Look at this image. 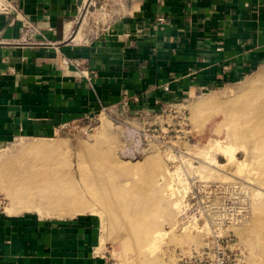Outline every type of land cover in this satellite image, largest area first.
Wrapping results in <instances>:
<instances>
[{
  "label": "rangeland",
  "instance_id": "374dc122",
  "mask_svg": "<svg viewBox=\"0 0 264 264\" xmlns=\"http://www.w3.org/2000/svg\"><path fill=\"white\" fill-rule=\"evenodd\" d=\"M112 1L95 0L83 29L106 27ZM127 109L0 146L6 212L93 222L109 264H264V67L153 111ZM29 161L54 163L71 199L21 186Z\"/></svg>",
  "mask_w": 264,
  "mask_h": 264
},
{
  "label": "crops",
  "instance_id": "0c3cea01",
  "mask_svg": "<svg viewBox=\"0 0 264 264\" xmlns=\"http://www.w3.org/2000/svg\"><path fill=\"white\" fill-rule=\"evenodd\" d=\"M9 1L14 10L0 1V146L119 107L153 111L156 99L179 103L264 67V0H113L96 32L80 25L95 0ZM100 246L88 220L0 216V264H109Z\"/></svg>",
  "mask_w": 264,
  "mask_h": 264
},
{
  "label": "bare ground",
  "instance_id": "6f19581e",
  "mask_svg": "<svg viewBox=\"0 0 264 264\" xmlns=\"http://www.w3.org/2000/svg\"><path fill=\"white\" fill-rule=\"evenodd\" d=\"M35 146L36 147H34L33 149L35 151H37L38 153H44V152L50 153V149L49 148L54 149L52 147H55V145H48V144H37ZM48 156H49V154H48ZM55 168H56V166H55L54 163L51 164V163L44 162V161H29L28 164L24 167V169L22 171L17 172L18 173L17 178L21 181V183H20L21 186L25 187L26 190H31L33 187L39 186V185L40 186H44L46 188L52 186V188L53 187L58 188V189H56L54 191V194H58L59 192L63 193V195H62L63 198L61 197L59 199L68 200L70 198V196L67 195L68 199H65L67 192L64 190V188L61 191L62 187L60 188V185L58 183L59 180H60L59 176H56L54 174V173H56V171L53 172ZM28 172H32V173H29L30 175L33 174L32 177L29 176ZM53 174H54V176H53ZM33 177L36 178V180H37L36 183H34V182H29L28 183L27 180L30 179V178H33ZM56 191H58V192H56ZM73 196H71V197H73ZM64 204H62V206H67V205H64ZM31 207H33L31 204L27 203V205H25L26 209H33L34 208V207L31 208ZM70 207H71V205H70ZM40 213H41V211H40Z\"/></svg>",
  "mask_w": 264,
  "mask_h": 264
},
{
  "label": "built area",
  "instance_id": "2783aa9c",
  "mask_svg": "<svg viewBox=\"0 0 264 264\" xmlns=\"http://www.w3.org/2000/svg\"><path fill=\"white\" fill-rule=\"evenodd\" d=\"M1 2H3L5 5H7L8 8H10L11 10H14V6L13 4L9 1V0H0ZM95 4V1H91L89 6H93ZM160 23H165V19L164 18H160L159 19ZM22 25L25 26L27 29H34V26L31 24V22L26 21V20H22ZM165 92H169L170 88L169 87H165L164 88ZM153 105L155 107L158 106H165V104L163 103V100L161 99H156L153 101ZM6 209H7V202L4 198H2L0 196V216L3 214H6Z\"/></svg>",
  "mask_w": 264,
  "mask_h": 264
}]
</instances>
